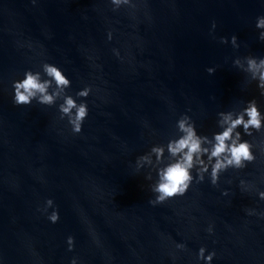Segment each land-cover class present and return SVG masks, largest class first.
Segmentation results:
<instances>
[{"label":"water","instance_id":"water-1","mask_svg":"<svg viewBox=\"0 0 264 264\" xmlns=\"http://www.w3.org/2000/svg\"><path fill=\"white\" fill-rule=\"evenodd\" d=\"M258 17L264 0H0V264H205L200 248L210 264H264V67L247 62L264 57ZM45 63L70 86L50 87L51 105H15L13 82L47 79ZM66 96L87 105L78 134ZM253 100L261 128L226 143L240 133L254 161L213 184L214 161L194 157L186 193L150 204L180 159L178 121L210 151L224 115L247 121Z\"/></svg>","mask_w":264,"mask_h":264},{"label":"clouds","instance_id":"clouds-1","mask_svg":"<svg viewBox=\"0 0 264 264\" xmlns=\"http://www.w3.org/2000/svg\"><path fill=\"white\" fill-rule=\"evenodd\" d=\"M113 4H119L121 0H111ZM127 3L128 0H123ZM213 27L215 25L213 24ZM257 29H264V17H258L256 22ZM108 39H111V33H109ZM232 41L235 42L236 37L233 36ZM259 39L264 41V31L259 35ZM223 43L224 40L221 39ZM257 60L259 63H257ZM249 69L262 68L264 67V57L256 58L249 57L247 59ZM44 75L47 79L41 81L39 72L33 73L32 71H26L24 78L19 81H14L12 84L13 88V103L17 106L30 105L35 100L40 105H51L53 98L59 93L54 92L52 95L47 94V90L50 87H55L60 91L70 86V81L65 77L62 71L53 65L43 64ZM211 74L212 70H208ZM260 83L257 85L259 88H264V71L259 72ZM91 89L86 87L82 91H79L76 95L86 98ZM264 95V93H262ZM75 109L74 115L72 110ZM61 113L69 116V123L72 125L73 134H78L81 131V125L84 119L88 115L87 105L80 103L77 105L76 101L71 96H66L64 104L60 107ZM245 114L248 116V120L245 121L243 116H238L235 120L231 119V114L224 115V123L228 124V127L223 132L215 134L213 139L215 141L212 144L211 150L202 148L201 144L208 142L206 138L197 135L193 125L187 123V118H182L178 121V129L183 133L177 140L169 142L168 151L173 156H179L175 163L168 165L159 173V182L153 189L157 193L155 200H150L149 203L156 205L162 204L165 201L183 196L189 186L192 183L193 177L191 175V169L193 168V160L196 158V162L202 164L203 161L200 159L201 156L207 155L209 161H214L211 166L212 183L215 184L218 173L229 168L234 167L241 169L245 167L246 163L254 161L255 157L251 151V145L247 142L237 143L240 138V133H236V139L232 140L230 144L226 141L231 140L232 133L237 127L244 129L246 135H251L248 131L249 128H255L259 130L261 128L260 113L256 107L255 101H250L249 106L245 109ZM154 152L159 156L162 153V149L154 148ZM144 159V157H141ZM201 171H207V167H203ZM203 176H199L197 182H201ZM261 198L264 199V193H261ZM52 201H46L47 206H52ZM58 213L53 211L48 217L51 223L58 221ZM211 232V228L208 230ZM68 250H72L73 238L68 237L67 239ZM178 249H183L184 245H176ZM205 249L200 248L197 254V260L203 259L205 264H210L211 260L215 256V253H209L207 256L204 255ZM71 264H76V260L73 259Z\"/></svg>","mask_w":264,"mask_h":264}]
</instances>
